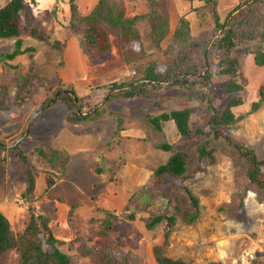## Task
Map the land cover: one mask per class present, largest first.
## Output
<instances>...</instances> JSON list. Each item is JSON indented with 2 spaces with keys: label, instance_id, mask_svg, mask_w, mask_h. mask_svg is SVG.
<instances>
[{
  "label": "rangeland",
  "instance_id": "1",
  "mask_svg": "<svg viewBox=\"0 0 264 264\" xmlns=\"http://www.w3.org/2000/svg\"><path fill=\"white\" fill-rule=\"evenodd\" d=\"M10 1L0 0V8ZM109 1L126 7L129 18L150 11L146 0ZM160 1L170 17L169 39L160 49L155 48L147 22L139 25L141 45L132 46L130 50L123 49L119 37L112 34V54L99 60V63L88 64L90 76L85 82L95 91L85 92L79 84L81 78L73 86L78 97L71 95L75 101L77 99L82 115H94L92 120L79 128L68 122L72 112L60 100L59 93L64 94L72 87L67 82L70 79H65V76L73 70L67 66L64 71V66L74 62L75 57L68 52L71 39L78 47L80 41L63 30L53 14V11L58 12L55 13L58 20L68 25L69 21H63V16L67 11L64 7L70 6V0H24L33 25L39 24L40 29L46 30L64 47L62 52L51 51L47 45L23 37L26 47H36L35 57L28 55L15 62L0 60L2 86L21 81L31 67L35 69V74L49 83L45 84L47 87L34 88L35 93L25 109L18 106L14 87L9 88L10 95L3 91L2 98L10 110L0 113V145L5 149L0 153V210L10 219L15 234L23 232L30 223V208L52 216L55 223H52L51 229L57 230L61 226L69 229L63 234L56 231L54 236L67 244L62 249L73 256V264H94L90 258L82 256L81 244L74 242L77 238L88 249L109 251L119 260L127 257L129 264H158L154 257V248L158 246L163 247L167 258L185 264H264V188L261 192L258 185L250 184L248 172L251 165L247 161L250 158H243L240 153L242 146L253 152L259 163L256 178L264 185V104L257 112L251 111L253 103L259 101V90L264 87V68H258L254 56L250 54L257 39L250 45H240L235 53L240 60L239 83L244 87L240 96L244 105L234 112L236 117L243 119L222 129L220 137H215L209 123L210 113L206 112V102H202L200 97L206 99L211 95L215 108L224 111L230 99L225 93L226 78H213L210 92H206L205 97L203 92L194 94L188 90L166 89L155 94L154 100H115L108 103L109 99H105L107 90L97 89L114 82L129 83L134 79L135 66L144 64L143 60L157 61L183 17L191 19L193 33L204 32L197 25L201 21V13L195 14L194 11L204 8L205 3L193 0ZM215 1L223 21L240 2L248 1L247 6L236 11L230 19L244 8L252 7L254 12L247 14L244 30L257 33L261 29L264 0ZM91 2L77 0L76 4L84 11L86 4L90 6ZM205 11L209 18L212 7ZM15 42L0 43V58L14 50ZM126 52H131V67L125 63ZM7 63L20 68L8 70ZM166 69L165 65L160 67L162 72ZM212 71L215 72V69ZM105 75L112 79L106 81ZM146 89L153 90L150 86ZM117 92L120 91L113 93ZM79 98L83 99L84 108ZM46 102L48 104L43 108ZM104 102L106 112L103 117L97 115V108L89 110ZM185 109L191 111L190 136H182L174 122L162 123V133H158L150 123V117ZM163 145L171 146L172 151L161 150ZM40 147L44 150L57 149L70 156L63 179H60L61 171H54L39 158L36 152ZM202 147L211 156H206L200 163ZM16 148L27 158L36 183L35 191L26 193L24 197L22 194L28 187V181L24 167L18 163ZM175 153L185 156L188 168L185 178L171 180L167 177L157 187L156 171L166 165ZM96 167L97 171H94ZM99 170L101 175L97 174ZM135 176L138 177L136 180ZM51 177L56 184L48 191ZM139 178L141 183L137 181ZM77 186L88 198L95 199L92 200L94 207L84 205L85 208L72 210L76 198L67 197L77 193ZM186 190L200 203L198 221L186 225L179 219L172 229L166 221L151 231L147 230L146 220L164 213L171 216L177 207H181L183 212H194ZM98 191L107 201L100 199ZM110 200L115 201L112 208L108 203ZM108 213L116 217L112 219L113 235L108 238L93 236L103 230ZM133 214L136 220L131 221L129 217ZM83 226L86 227L84 232L79 233ZM92 236L93 240L88 241ZM252 256L255 259L250 262ZM19 260V252L13 250L0 258V264H19Z\"/></svg>",
  "mask_w": 264,
  "mask_h": 264
},
{
  "label": "trees",
  "instance_id": "2",
  "mask_svg": "<svg viewBox=\"0 0 264 264\" xmlns=\"http://www.w3.org/2000/svg\"><path fill=\"white\" fill-rule=\"evenodd\" d=\"M77 0H70V6L64 7L67 9L63 16V21L68 20L69 24L58 20V12L53 11L55 21L59 22L60 27L69 31L71 35L79 38L80 48L82 53L89 59L90 62L96 64L102 58L108 57L113 52V44L111 35L115 34L120 39L123 49L130 50L132 46L141 45V33L139 25L147 22L150 27L151 42L155 48H161L162 44L169 39L171 34V23L168 12L164 4L160 0H146L149 6V12L144 15H137L129 18L126 7L119 5L116 2L109 0H99L94 10L88 16H82L79 7L76 4ZM198 3H205L204 8H197L194 13H198L201 21L197 23L200 30H204L201 34L193 33L191 29V19L189 16L183 17L177 24L175 31L171 37L170 43L166 50L162 51L161 56L157 61H144L134 67V79L129 83L114 82L108 85H103L97 88L98 90H107L105 99L108 97V103L115 100L121 101H139L145 102L154 100V95L164 90H188L190 93L203 92L202 96H206V92H210L213 78H226L225 93L230 97L224 111L215 108L211 95L205 98L200 97L202 102H206V112L210 113V126L214 131L215 137L221 136V130L233 126L243 118H238L235 115V110L244 105L243 99L240 96L244 92V87L239 83L240 60L235 56L237 48L240 45L252 44L257 39V44L253 43L254 51L250 54L254 56L255 65L258 68H264V21L260 20L261 29L257 32H245V19L249 12H254L252 7L244 8L237 16L230 19L236 11L247 6L248 1L240 2L239 6L232 11L226 20H222L217 10V2L215 0H193ZM212 7L211 16L208 18V13L205 9ZM200 9V10H198ZM195 13V14H196ZM207 17H205V15ZM200 19V18H199ZM205 19V20H203ZM40 25H33L32 16L26 6L24 0H11L7 5L0 8V43L4 41H16L14 50L11 53L5 54L0 58L6 62H15V60L30 55L34 58L36 47L25 46L23 37L33 39L38 43H43L49 47L51 51L62 52L63 45L60 41L55 40L46 30L40 29ZM243 28V29H242ZM244 30V31H243ZM66 32V33H67ZM255 34V35H254ZM258 35V36H257ZM124 55L125 63L131 67V52H126ZM8 70L20 68V66L6 64ZM165 65L166 70L160 71V67ZM208 69V71H207ZM215 69V72L212 70ZM30 72L21 81L17 83H6L2 86V77L0 76V113L10 110L8 104L2 98L3 91L10 95V87L16 90L17 104L20 108L26 107L31 101L35 93L36 86L49 85L48 81L43 77L35 74V69L30 68ZM61 81V80H60ZM46 84V85H45ZM150 86L152 92L147 90ZM70 87V86H69ZM95 89H89V93ZM115 91H120L113 93ZM59 92H57L58 94ZM111 93V94H110ZM60 94V100L72 112L69 117V123L74 127H81L83 124L93 119V116L84 117L82 111L79 110L78 104L72 95L77 96L73 86L70 90ZM72 94V95H71ZM110 95V96H109ZM81 107L82 100L80 99ZM48 102L43 104V108ZM264 104V87L259 90V101L254 102L252 112H257ZM101 105V104H100ZM100 105L93 106L89 110H94ZM106 107L102 106L97 111V115L104 116ZM191 111L185 109L183 111H174L171 114H162L158 117H150V123L153 128L162 133V123L174 122L180 134L184 137L190 136L189 122ZM119 129L118 131H120ZM118 135V132H117ZM3 143V142H2ZM161 150L171 152L172 147L163 145ZM5 151L0 145V153ZM16 156L18 163L24 167V175L28 181V187L23 192L24 197L27 194H32L35 191L36 183L32 174L31 167L27 158L16 148ZM37 155L44 162L54 169L61 171L60 179H63V172L66 170V165L71 161L70 156L57 149L43 148L37 149ZM240 153L243 158H250L251 168L248 172L250 184L258 185L259 190L264 188L263 182L257 180V165L258 160L253 156L246 147L240 148ZM66 156V157H65ZM206 156H211L206 152L205 147L200 148V163L203 162ZM53 171V170H52ZM99 173H102L100 170ZM188 172L187 161L183 153H175L170 161L161 166L155 174L156 186L158 187L167 177L168 179L185 178ZM49 188L56 183L51 178L48 180ZM174 185V184H172ZM193 213L183 212L180 208L174 209V214L169 216L168 213L160 214L152 219L146 220L147 230H153L157 225L163 222H168L169 228L172 229L180 219L182 223L188 225L198 221L200 216L199 201L186 190ZM59 201V200H58ZM170 201V200H169ZM148 202V201H147ZM146 202V204H147ZM76 204V205H75ZM72 205V210L75 211L79 202ZM170 202H168L169 206ZM31 217L30 223L23 232L15 234L13 231L10 219L6 217L0 210V258L6 256L13 250H17L20 255L19 264H73V256L68 255L63 251V247L67 245L64 241H59L54 236V231L51 229L53 218L49 214H40L35 209L30 208ZM135 214L131 215V221L136 220ZM116 218L113 214H107L104 221L103 230H100L97 235L101 238H108L113 234L112 219ZM93 236L88 241L93 240ZM168 236V233H167ZM77 244H81L82 256L90 258L94 264H129V259L123 258L119 260L115 258L111 252L98 250L87 247L85 243L80 241V238L74 240ZM163 247L154 248V257L158 264H185L182 261H175L167 258Z\"/></svg>",
  "mask_w": 264,
  "mask_h": 264
},
{
  "label": "crops",
  "instance_id": "3",
  "mask_svg": "<svg viewBox=\"0 0 264 264\" xmlns=\"http://www.w3.org/2000/svg\"><path fill=\"white\" fill-rule=\"evenodd\" d=\"M98 2H99V0H92V2H91V4H90V6L89 5H87L86 4V8L84 9V11H82V9H81V7H79V11H80V13H81V15L82 16H88L93 10H94V8L96 7V5L98 4ZM91 9V10H90ZM74 37V36H73ZM67 52V51H66ZM68 52H70L72 55H73V57H75V58H73V63L70 65L69 63H67V64H65V69H64V71L66 70V68H67V66H70V68L73 70V71H71V72H67L66 73V76H65V79H70L69 81H67V82H69L68 84L69 85H71V86H74L75 84H76V82H78V80L80 79V80H82V81H80L79 82V84H80V86L83 88V89H85V92H87V90H89L90 88L88 87V85H87V83L85 82L86 81V79H88V77L90 76V72L88 71V64H90L91 62L89 61V59L82 53V51H81V48H80V46L78 47V44H76V42H75V40H73V39H71V44H70V46H69V48H68ZM69 58V57H68ZM80 77H79V76ZM106 77H105V79H106V81H109L110 79H112L111 78V76H107V75H105ZM108 78V79H107ZM72 80V81H71ZM105 81V80H104ZM88 87V88H87ZM94 171H97V167L95 168V170ZM138 177L137 176H135V180L137 179ZM139 183H141L142 182V179H140L139 178V180H137ZM108 186V185H107ZM106 186V187H107ZM80 187V186H79ZM79 187L77 186V193L75 192H73V195H68V197L67 198H69V197H75L76 198V202H80L79 204H80V206H78V208L79 207H83V208H85V206L84 205H86V207H88V206H93L94 207V203H93V201H95V199L94 198H88L86 195H84L81 191H80V189H79ZM81 188V187H80ZM74 189H76V187L74 186ZM48 191H51V189H49ZM98 195H99V197H100V199H102L103 198V200H105V201H107V199H105L104 197H101V192H99L98 191V193H97ZM93 200V201H92ZM57 201H58V199H57ZM97 202V201H96ZM114 202L115 201H112V200H110V201H108V203H110V206H111V208H112V206H113V204H114ZM9 203V202H8ZM120 205V204H119ZM56 207H58L57 205H56ZM56 210H57V208H55ZM60 210V209H59ZM60 214H61V212H60ZM110 214V213H109ZM14 219V218H13ZM53 222L55 223V220L53 219ZM61 225H59V227H60ZM85 226H83V228L79 231V233L80 232H84V230H85ZM69 231V229H65V228H63L62 226H61V228H59V229H57V230H53L56 234H57V232L56 231H58V234H63V233H65V231Z\"/></svg>",
  "mask_w": 264,
  "mask_h": 264
},
{
  "label": "water",
  "instance_id": "4",
  "mask_svg": "<svg viewBox=\"0 0 264 264\" xmlns=\"http://www.w3.org/2000/svg\"><path fill=\"white\" fill-rule=\"evenodd\" d=\"M107 99H109V98H107ZM76 101H77V99H76ZM105 102H106V101H105ZM105 102H104L100 107L104 106ZM100 107H98L97 109L99 110ZM97 109H96V110H97ZM29 131H30V128L28 129V132H29Z\"/></svg>",
  "mask_w": 264,
  "mask_h": 264
},
{
  "label": "clouds",
  "instance_id": "5",
  "mask_svg": "<svg viewBox=\"0 0 264 264\" xmlns=\"http://www.w3.org/2000/svg\"><path fill=\"white\" fill-rule=\"evenodd\" d=\"M97 174H100L101 175V173H99V172H97ZM253 257V259H251V257H250V259H249V261L251 262V261H253L255 258H254V256H252Z\"/></svg>",
  "mask_w": 264,
  "mask_h": 264
},
{
  "label": "built area",
  "instance_id": "6",
  "mask_svg": "<svg viewBox=\"0 0 264 264\" xmlns=\"http://www.w3.org/2000/svg\"><path fill=\"white\" fill-rule=\"evenodd\" d=\"M251 259H253V257H251Z\"/></svg>",
  "mask_w": 264,
  "mask_h": 264
}]
</instances>
